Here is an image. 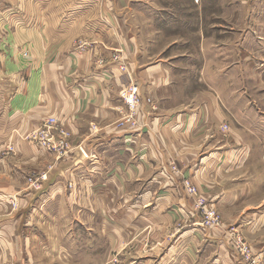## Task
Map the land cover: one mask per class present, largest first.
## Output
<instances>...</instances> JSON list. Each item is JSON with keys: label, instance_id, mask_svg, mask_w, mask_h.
<instances>
[{"label": "crops", "instance_id": "0c3cea01", "mask_svg": "<svg viewBox=\"0 0 264 264\" xmlns=\"http://www.w3.org/2000/svg\"><path fill=\"white\" fill-rule=\"evenodd\" d=\"M19 1L24 2V13H0V134L17 129L31 135L55 117L72 137L63 156L23 140L12 145L19 156L14 162L0 159V178H5L0 181V207L11 208L13 197L19 202L13 217L0 222V231H8L0 236V262H40L41 253H50L52 245L40 234L42 246L36 250L35 215L46 214H41L47 219L41 232L58 230L50 216L57 219L64 205L78 239L91 244L103 231L100 236L111 245L137 244L140 252H134L144 258L141 264H241L230 229L241 231L264 260V200L257 201L264 195V177L248 175L227 184L248 148L237 137L225 140L221 100L208 92L203 74L193 79L195 99L176 107L167 93L174 85L165 63H144L138 34L143 26L133 25L130 0H123L130 2L127 5L121 0L9 2ZM5 23L11 30L4 29ZM16 38H23L22 44ZM116 52L121 56L114 58ZM131 82L158 107L144 103L137 128H118L115 121L126 108L120 90ZM176 166L182 168L180 175ZM20 167L26 168V176L20 175ZM32 168L38 174L28 172ZM45 173L39 205H31L41 184L32 187L28 179ZM184 177L215 200L225 219L223 227H205L193 214ZM129 183L136 187L131 189ZM113 212L120 214L116 242L111 232L117 218H100ZM129 230L130 239L124 236Z\"/></svg>", "mask_w": 264, "mask_h": 264}, {"label": "rangeland", "instance_id": "374dc122", "mask_svg": "<svg viewBox=\"0 0 264 264\" xmlns=\"http://www.w3.org/2000/svg\"><path fill=\"white\" fill-rule=\"evenodd\" d=\"M9 1L0 0V13L21 14L25 12L23 1L13 2L15 5ZM130 1L131 3L121 0V4L130 3L128 10L134 15L133 25L141 24L143 26L142 32H138V34L142 35L140 40L144 44V63L156 59L165 63L170 79L173 80L172 88L175 90L167 92L173 96L171 102L177 103L176 107L178 104L179 107H186L187 101L192 100L197 93L193 89L195 83L193 79L198 77L196 73H202L209 85L208 92H215L221 100L226 118L224 130L227 133H223L225 140L237 137L246 145V150L248 148L242 161L243 164L241 163L242 165L239 166L240 171L231 173L226 180L229 181L227 184L234 180H241L248 175L251 177L256 175L257 179L260 178L259 175L264 177V0ZM140 2L148 4L143 6ZM183 22L186 23L184 29ZM4 29L11 30L8 25ZM14 39L15 37H12L11 40L14 41ZM21 42H23V38H16V43L22 44ZM119 56H121L120 52L113 55L114 58ZM193 63L202 64L201 69L199 70V66L197 68ZM155 105L157 109L158 105L156 103ZM31 136L29 132L24 133L17 129L11 133L0 134V159L14 162L19 156L15 155L18 154V150L14 149L12 145L23 140L29 142L32 140ZM4 143H6L5 146H3ZM5 153L9 154L4 155ZM11 165L13 167V164ZM20 168L23 169L20 175L26 176L27 173L23 174L24 171L26 172V168ZM34 169H30L28 172L32 175L38 174ZM181 170L182 168L176 166L177 174L180 175ZM0 174L2 173L0 172ZM37 176L39 175H35V177ZM1 180L4 182L5 178H0ZM220 183L224 185V182L220 181ZM129 187L134 189L136 184L129 183ZM43 191L42 184L35 189L31 205H39V197ZM199 191L208 204H213L216 207L225 224L223 213L216 205L215 200H211V197L200 189ZM189 197L193 214L200 217L194 199ZM262 200H264V195L257 199L258 202ZM2 201L4 199H0V203ZM18 203L14 206L11 202V208L0 207V222L8 216L13 217L14 210L19 207ZM61 210L57 211L62 213L57 219L54 215L50 216L54 226L57 220L60 228L43 232L40 230L47 219L42 218L41 214H46L42 211L37 212L34 223L39 228L37 231L34 230L32 235L33 241L37 244L36 250L42 246L39 241L40 234L48 237L52 250L50 253L40 252V262L27 263L26 260L22 264H141L143 262L144 258L137 256L134 252H140V247L137 244L133 247L120 244L111 245L105 238L103 239V235L100 236L103 231L97 232L95 242L91 244L85 238L78 239L74 234L75 224L72 225L70 209L64 205ZM10 211L11 214L7 215ZM53 212L56 211L50 209V213ZM125 215L122 214L124 218ZM119 216L120 214L116 212L109 215V218L100 216L102 222L117 218L112 222L115 230L111 232L114 235L111 241L114 240V242L117 241L115 238H118L120 232ZM18 219L19 216L12 222L17 224ZM83 223L87 225V220H83ZM178 226L182 227V223L179 222ZM238 232L246 239L241 231ZM0 233L1 237L8 235V231H0ZM124 236L130 239L133 237V233H130L129 230V233ZM0 264L20 263L19 261L15 263L3 261Z\"/></svg>", "mask_w": 264, "mask_h": 264}, {"label": "built area", "instance_id": "2783aa9c", "mask_svg": "<svg viewBox=\"0 0 264 264\" xmlns=\"http://www.w3.org/2000/svg\"><path fill=\"white\" fill-rule=\"evenodd\" d=\"M120 98L125 105V111L122 116L116 121L118 128L134 129L138 127V109L144 104H149L153 109L156 105L152 97L143 96L139 91V87L135 82H131L120 91ZM95 128V127H93ZM30 137L34 142L48 151L60 153L63 156L70 149L71 131L58 125L55 117L46 119L39 128L34 131ZM83 155L88 157V153L84 147H80ZM176 169V167H174ZM47 180V174H42L37 177H29L28 181L33 187L40 185L42 181ZM182 185L192 199L200 212L201 223L205 227H223L224 221L220 217L216 207L213 204H208L205 198L200 194L197 185L189 177H184ZM72 187V185H71ZM11 202L16 206L17 201L11 198ZM229 233L232 244L241 261V264H264L263 258L256 254L250 243L238 232L230 229Z\"/></svg>", "mask_w": 264, "mask_h": 264}]
</instances>
